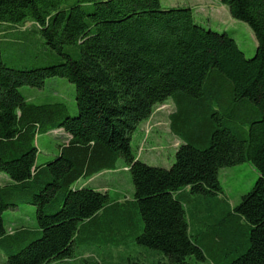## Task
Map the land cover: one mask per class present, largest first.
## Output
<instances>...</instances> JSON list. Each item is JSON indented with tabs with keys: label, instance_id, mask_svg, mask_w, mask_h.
Wrapping results in <instances>:
<instances>
[{
	"label": "trees",
	"instance_id": "trees-1",
	"mask_svg": "<svg viewBox=\"0 0 264 264\" xmlns=\"http://www.w3.org/2000/svg\"><path fill=\"white\" fill-rule=\"evenodd\" d=\"M218 2L250 28L252 58L228 33L197 23L187 6L0 0V26L34 27L62 58L56 65L16 70L0 54V173L8 177L0 185L4 264L69 262L78 239L93 236L110 213L123 224V209L138 214L134 239L148 249L130 264L203 260L184 207L191 197L223 205L219 212L230 217V227H246L248 247L229 264H264V0ZM56 77L75 86V116L62 102L34 104L20 92L24 86L42 89ZM167 101L174 105L169 130L180 144L173 165L164 169L139 161L130 142L137 126ZM55 131L65 136L56 156L38 164L37 137ZM118 159L130 174L132 200L120 203L108 192L77 186L115 170ZM243 163L253 166L258 180L238 205L218 202L219 171ZM22 204L35 208L36 227L7 231L3 214ZM26 232L36 238L11 253L13 239ZM223 237L216 229L208 239L213 244Z\"/></svg>",
	"mask_w": 264,
	"mask_h": 264
},
{
	"label": "rangeland",
	"instance_id": "rangeland-1",
	"mask_svg": "<svg viewBox=\"0 0 264 264\" xmlns=\"http://www.w3.org/2000/svg\"><path fill=\"white\" fill-rule=\"evenodd\" d=\"M160 2L163 9L177 6L192 8L197 23L205 29L228 33L236 41L246 59L254 56L256 41L250 28L245 23L232 19L226 8L220 6L218 0H160ZM0 54L4 63L16 70L44 68L62 61V58L50 50L40 34L30 25L23 28L11 25L0 26ZM20 92L31 103L62 102L68 107L70 116L77 114L75 86L64 78L49 79L42 89L24 86L20 88ZM173 111L174 105L171 101L155 107L151 118L140 123L131 136L130 144L134 155L142 163L164 169H169L173 165L175 149L180 143L169 130L168 117ZM64 138L62 131L40 134L36 139L37 163L42 164L52 160L57 154V146ZM218 178L223 190L222 198L233 207L238 205L241 197L250 191L258 180V173L250 163H243L221 169ZM7 180L8 177L0 173V185ZM78 185L108 192L111 198L118 199L120 203L132 200L133 197L131 177L122 159L117 160L115 170L103 171L82 180ZM212 205V201H205L202 198L184 199L188 224L190 228L195 229L193 240L203 248L204 252L203 260L191 256L184 264H229L248 247L244 224L230 227V217L226 212L223 213L224 215L219 212L223 205L219 208ZM123 211L126 213L122 218L123 224L120 225L117 216L110 213L109 218L106 219L107 223L93 236L83 235L78 239L73 260L58 264H130L147 256L148 249L138 245L134 239L139 233L138 229H134L139 220L138 214L135 215L133 210L127 212L123 209ZM3 223L9 232L20 228L32 230L36 227L35 208L27 204L18 205L3 214ZM131 227L132 231L129 230ZM140 227L142 228V225ZM216 229L224 237L221 242L211 244L208 239L209 233ZM19 238L23 239L21 243H15L14 241H19ZM34 238L36 235L30 232L18 234L13 239L10 252H17ZM108 255L111 257L108 258ZM88 258L91 260H87ZM6 260V251L0 247V264H4Z\"/></svg>",
	"mask_w": 264,
	"mask_h": 264
},
{
	"label": "crops",
	"instance_id": "crops-1",
	"mask_svg": "<svg viewBox=\"0 0 264 264\" xmlns=\"http://www.w3.org/2000/svg\"><path fill=\"white\" fill-rule=\"evenodd\" d=\"M179 142V141H178ZM180 144V143H179ZM177 149V148H176ZM176 149H175V151H176ZM84 180V179H83ZM82 180H80L79 182H78V184H80V182H81ZM77 184V186L78 187H80L79 185ZM224 197V196H223ZM222 202V201H226L227 203H228V201L225 199V198H222V195L221 196H219V198H218V202ZM229 204V203H228ZM230 206V205H229ZM231 207V206H230Z\"/></svg>",
	"mask_w": 264,
	"mask_h": 264
}]
</instances>
